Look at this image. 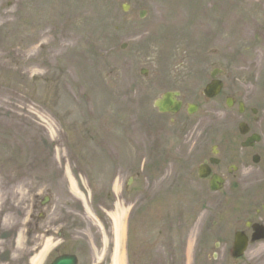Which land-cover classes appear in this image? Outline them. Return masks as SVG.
Masks as SVG:
<instances>
[{"label":"rangeland","instance_id":"rangeland-1","mask_svg":"<svg viewBox=\"0 0 264 264\" xmlns=\"http://www.w3.org/2000/svg\"><path fill=\"white\" fill-rule=\"evenodd\" d=\"M242 40L252 44L240 48ZM213 68L245 75L240 83L256 92L264 0H0V264L24 263L43 234L60 233L98 241L94 261L108 262L116 201L132 208L129 264H264V241L232 259L239 208L231 201L220 217L210 211L225 193L199 180L173 190L176 160L202 138L206 106L179 117L201 125H173L154 100L173 85L198 99ZM258 108L253 124L264 128V102ZM130 178L119 195L115 181ZM27 222L38 232L16 248Z\"/></svg>","mask_w":264,"mask_h":264},{"label":"flooded vegetation","instance_id":"flooded-vegetation-1","mask_svg":"<svg viewBox=\"0 0 264 264\" xmlns=\"http://www.w3.org/2000/svg\"><path fill=\"white\" fill-rule=\"evenodd\" d=\"M244 76L239 74L228 75L225 73V69L219 68L216 74L210 73L204 78V80H209L208 83L214 79L220 80L222 87L219 95L215 98L209 99L205 96H202L203 99L199 98L196 103L198 111L201 109V106L207 107L209 105L207 110L205 107V112L202 113L203 119L208 120L205 124L206 127L209 130L213 129V131H222L227 127L228 132H215L213 136L214 132L207 130L204 137L197 139L187 148L185 157H178L175 170L179 167L180 169L190 168L192 170L191 174H194L195 169L198 173L199 165L204 163L205 172L211 175L223 176L227 179L230 178L232 182L234 181L233 189L237 201H245L241 204L243 207L262 205L261 208H257L256 214L253 215V211L249 210L244 212L243 217L254 223H264V128L262 125L253 124V121L258 117V106L260 107V104L264 102V95H258L248 88L247 84L251 82L250 80L248 82L245 79L244 83H240V78ZM183 81L185 79H182ZM177 87V85H173V88L180 91L183 95V100H185L184 98L187 96L182 89ZM180 87L182 88L183 86ZM185 110L187 112V106ZM186 112L182 109L176 116L186 115L192 118L197 115H188ZM220 114H224V116L220 117ZM241 121L246 122L248 125L246 127V130H248L247 134H243L238 127ZM173 125H201V123L195 122L190 124L185 122V120L179 121L178 118L173 121ZM219 125H223V127ZM247 143L249 145H245ZM214 150H216L217 154L214 153ZM176 155L174 152V159ZM194 156L197 158L202 157V161L194 163ZM214 157L217 160H213ZM178 160L181 161L180 164ZM247 169V173H250V175L244 176L243 173ZM210 179L211 176L206 179L207 183L210 182ZM248 181L256 184L257 187L249 195L245 196L241 194V189L243 184L245 185ZM65 238L61 242L63 250L57 255L73 254L77 256L79 264H92V250L90 251L87 245H84L85 249H87L85 250L83 249V245H76L77 243L74 238L67 236ZM65 246L67 247L66 249H64ZM38 248V246H35L33 250ZM26 258L24 264H29V256H26Z\"/></svg>","mask_w":264,"mask_h":264},{"label":"bare ground","instance_id":"bare-ground-1","mask_svg":"<svg viewBox=\"0 0 264 264\" xmlns=\"http://www.w3.org/2000/svg\"><path fill=\"white\" fill-rule=\"evenodd\" d=\"M72 191L77 193L78 189L76 187V183L74 179L70 181ZM82 196V195H81ZM110 218L113 223L114 235H115V250L112 256L111 264H124V255L121 252L123 239H124V227H125V220L127 217V209L124 208L122 205L117 203L115 211L109 213ZM10 221V220H9ZM7 224V223H6ZM45 246L41 253L35 256L32 259V264H41L43 258L51 249L52 241L50 239L45 240Z\"/></svg>","mask_w":264,"mask_h":264},{"label":"water","instance_id":"water-1","mask_svg":"<svg viewBox=\"0 0 264 264\" xmlns=\"http://www.w3.org/2000/svg\"><path fill=\"white\" fill-rule=\"evenodd\" d=\"M157 106L160 107L161 110L171 111L173 109V94L172 93L166 94L162 100L157 102ZM166 107H168L169 110L165 109ZM261 237H264V233L261 236L256 235L252 239V241L254 242L255 240H257ZM247 244H248L247 237H244L242 233H237L234 256L235 257L241 256L243 254L244 250L246 249ZM73 260H74V258L66 257V258L60 259L59 261L55 262L54 264H66V262L69 263V262H72Z\"/></svg>","mask_w":264,"mask_h":264}]
</instances>
